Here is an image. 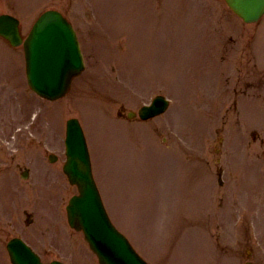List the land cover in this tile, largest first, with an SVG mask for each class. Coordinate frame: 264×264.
<instances>
[{
	"label": "rangeland",
	"instance_id": "rangeland-1",
	"mask_svg": "<svg viewBox=\"0 0 264 264\" xmlns=\"http://www.w3.org/2000/svg\"><path fill=\"white\" fill-rule=\"evenodd\" d=\"M148 1L0 0V14L16 13L23 21V34L43 10L61 11L76 27L85 57L86 68L68 95L49 102L28 88L22 49H10L0 40V164L5 166V205L16 190L24 200L27 189L34 200L44 194L47 179L53 182V202L45 206L44 218L25 229L41 247L33 232L44 229L47 221L54 223L52 234L43 241L51 251L43 255L47 261L98 264L83 237L67 228L64 220V206L77 193L61 170L65 123L72 117L81 120L111 219L147 262L233 264L230 257L214 250L219 243H231L228 229L223 231L225 241L218 239L219 222L232 218L238 227L247 204V216L256 221L254 235L264 248L263 173L240 152L244 128L254 122L264 125L260 110L264 111V104L238 110L225 127L227 144L223 145L217 129L224 127L221 113L228 104L225 97L214 100L215 88L223 87L224 76L233 72V57L239 56L229 50V63L220 54L218 29L228 28L226 36L237 42L236 51L239 41L254 35L253 48L264 55V18L254 27H245L238 20L232 24L231 16L219 8L220 0H166L171 23L165 16L150 29ZM156 4L151 13H158ZM260 58L256 53L255 59ZM156 94L171 101L162 116L146 122L117 117L120 107L137 110ZM46 152L55 153L58 162L41 171L39 162L46 161ZM220 165L225 169L223 187L217 177ZM19 166L29 167L28 181L20 178ZM230 201L235 202L232 213L227 207ZM14 216L21 221L20 213ZM4 222H13L9 213ZM17 227L9 231L10 225L5 226L6 241L22 231Z\"/></svg>",
	"mask_w": 264,
	"mask_h": 264
},
{
	"label": "water",
	"instance_id": "water-1",
	"mask_svg": "<svg viewBox=\"0 0 264 264\" xmlns=\"http://www.w3.org/2000/svg\"><path fill=\"white\" fill-rule=\"evenodd\" d=\"M226 1L245 21L257 19L264 11V0ZM0 35L13 46L22 42L18 21L8 15L0 16ZM23 46L30 88L48 100L63 97L72 78L83 69L79 44L70 23L57 11H46L37 19ZM166 106L163 97H156L150 106L141 109L140 115L154 116ZM65 146L67 161L63 169L79 192L67 206L69 225L83 232L100 264H146L105 213L93 180L85 138L76 119L67 121ZM8 250L12 264H41L18 240H13Z\"/></svg>",
	"mask_w": 264,
	"mask_h": 264
},
{
	"label": "flooded vegetation",
	"instance_id": "flooded-vegetation-1",
	"mask_svg": "<svg viewBox=\"0 0 264 264\" xmlns=\"http://www.w3.org/2000/svg\"><path fill=\"white\" fill-rule=\"evenodd\" d=\"M3 228L4 227H3L2 222H1V219H0V241H1L0 242V252L4 250V242L2 240L3 232H4Z\"/></svg>",
	"mask_w": 264,
	"mask_h": 264
}]
</instances>
